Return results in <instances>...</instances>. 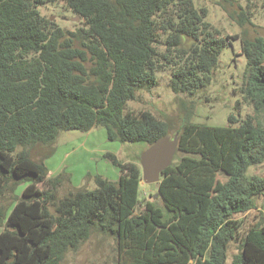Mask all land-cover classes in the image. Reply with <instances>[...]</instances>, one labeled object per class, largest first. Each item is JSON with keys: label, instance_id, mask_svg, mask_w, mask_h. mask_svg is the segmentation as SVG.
Segmentation results:
<instances>
[{"label": "trees", "instance_id": "trees-1", "mask_svg": "<svg viewBox=\"0 0 264 264\" xmlns=\"http://www.w3.org/2000/svg\"><path fill=\"white\" fill-rule=\"evenodd\" d=\"M53 2L0 0V198L10 183L13 191L26 184L8 215L0 209V264H60L95 231L114 237L117 264H228L238 239L231 264H264V221L240 238L235 220L264 197V177L246 175L264 162V36L220 37L194 0H66L85 23L67 31L39 10ZM232 41L246 61L238 107L252 113L209 127L192 123L193 107L186 110L157 189L163 208L140 199L141 166L109 152L117 182L97 175L94 190L60 196L70 177H48L45 161L61 132L101 127L111 142L149 147L170 125L128 103L166 71L176 95L198 94ZM37 146L45 148L40 161L30 156Z\"/></svg>", "mask_w": 264, "mask_h": 264}, {"label": "rangeland", "instance_id": "rangeland-1", "mask_svg": "<svg viewBox=\"0 0 264 264\" xmlns=\"http://www.w3.org/2000/svg\"><path fill=\"white\" fill-rule=\"evenodd\" d=\"M194 3L196 7L206 10V21L222 38L232 39L236 35L249 38L264 36V0H194ZM39 10L42 16L51 19L67 31H77L85 27L84 20L67 7L66 0H55L40 7ZM243 14L249 15L250 22L244 20ZM240 53V42L232 41L221 55L220 67L214 75L213 83L192 97L176 95L170 89V71L159 73L158 86L150 91L138 92V99L130 101L128 109L146 110L167 121L171 137L176 135L187 115L186 110H190L191 107H193L191 122L197 125L228 127L229 117L232 115L240 123V120L252 113V107L245 104L238 107V103L243 101V96L235 90H238L241 74L246 65L245 58L240 56ZM239 123L234 126H239ZM147 148L145 143L111 142L101 127L96 128L91 135L80 131H63L59 134L56 152L47 158L45 165L48 177L57 175L70 177V183L66 180L60 188V196L63 197L71 189L86 187L94 190L96 188L94 178L97 175L112 182L119 180L120 171L104 157L105 153L115 154L124 163H137L141 166L140 157ZM45 154V148L40 146L30 150V156L34 161L42 160ZM246 175L248 178L264 177V162L250 166ZM219 177L224 179L223 176ZM46 184L40 183L37 187L42 190L46 188ZM25 186L26 184H21L13 191L14 186L10 183L6 194L0 198V209L3 212L6 210V215L13 207V200L21 196ZM156 193L154 185L144 184L141 185L139 197L141 200L155 201L157 206L163 208L160 198H151V195L154 196ZM256 204V208L235 218L241 224L240 238L244 237L249 229L263 225L264 197L258 198ZM2 230L3 225L0 226V232ZM239 246V239L229 245L228 264H231L233 256L239 252ZM117 263L118 250L114 237L95 231L77 251H69L60 264Z\"/></svg>", "mask_w": 264, "mask_h": 264}, {"label": "water", "instance_id": "water-1", "mask_svg": "<svg viewBox=\"0 0 264 264\" xmlns=\"http://www.w3.org/2000/svg\"><path fill=\"white\" fill-rule=\"evenodd\" d=\"M178 134L173 137L167 135L150 145L141 155L142 181L147 185L160 188L161 177L164 171L170 167L178 151ZM160 197V193L154 195V199Z\"/></svg>", "mask_w": 264, "mask_h": 264}, {"label": "crops", "instance_id": "crops-1", "mask_svg": "<svg viewBox=\"0 0 264 264\" xmlns=\"http://www.w3.org/2000/svg\"><path fill=\"white\" fill-rule=\"evenodd\" d=\"M94 131H95V129H93L92 131L88 132V134L91 135L92 133H94ZM101 135H102V134H101ZM105 135H106V132H105ZM106 137H107V135H106ZM144 184H145V183H144ZM144 184L141 183V185H144Z\"/></svg>", "mask_w": 264, "mask_h": 264}]
</instances>
